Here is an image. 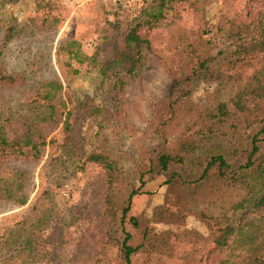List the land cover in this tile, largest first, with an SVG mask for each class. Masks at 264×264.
I'll use <instances>...</instances> for the list:
<instances>
[{
  "label": "rangeland",
  "instance_id": "obj_1",
  "mask_svg": "<svg viewBox=\"0 0 264 264\" xmlns=\"http://www.w3.org/2000/svg\"><path fill=\"white\" fill-rule=\"evenodd\" d=\"M143 1L136 0L133 11L123 6L125 0H81L72 7L62 0H24L17 11L0 7V71L17 79L14 85L0 86V119L7 118L16 128L30 115L38 118L47 111L45 104L40 100L35 107L29 98L37 99V85L56 81L72 123L65 139V108L57 106L53 121L38 126L48 142L41 157L1 162L0 264H121V228L129 233L131 245L140 241L143 228L167 232L165 244L156 250L132 253V264H216L223 258V251L210 240L209 221L202 218L221 212L230 200L228 191L215 179L213 168L201 185H195L194 194L200 199L196 203L186 201L183 182L195 181L215 154L225 159L231 171L243 164L253 128L228 119L225 134H194L198 120L181 108L170 138L191 135L195 148L181 162L153 175L143 171L154 159L161 138L146 131L147 119L160 97L175 95V79L166 69H173L167 57L178 45L177 36L196 31L202 39H212L203 53L213 55L227 46L224 21L255 17L264 12V0H207L194 6L181 1L163 8L162 17L147 25L139 23ZM12 22L15 38L5 47L3 29ZM113 23L120 29H113ZM127 27L148 39L154 56L144 68L116 75V68L105 66L121 46L119 32ZM204 78L194 82L187 101L211 106L233 94L232 82ZM260 149L264 151V144ZM97 151L118 168L117 189H106L103 167L87 160L89 153ZM140 173H144L143 185L131 197L119 225V208L125 205L127 190L138 188ZM108 200L115 216L108 212ZM129 217L135 219V226ZM249 218L264 219V206Z\"/></svg>",
  "mask_w": 264,
  "mask_h": 264
},
{
  "label": "trees",
  "instance_id": "obj_2",
  "mask_svg": "<svg viewBox=\"0 0 264 264\" xmlns=\"http://www.w3.org/2000/svg\"><path fill=\"white\" fill-rule=\"evenodd\" d=\"M181 1L194 6L207 0H144V5L140 7L138 13L141 17L139 23L144 25L156 23L162 17L163 8L169 9L174 3ZM12 2L14 0H0V7L5 9V4L9 5ZM112 27L116 31L120 29L115 23ZM223 29L227 46L217 50L213 55L203 53L204 45L211 44L212 39H202V35L196 31L177 36L178 45L173 55L167 57L173 69H166L170 77L175 79L176 92L174 97H160L147 119L146 131L158 135L161 141L155 147L154 159L148 163L143 172L159 174L165 171L170 163L181 162L187 153L194 150L196 143L191 135L173 140L170 138L169 130L173 128V120L176 119L175 116L181 108L185 115L198 120L199 128L194 134L204 132L225 134V124L228 119L231 121L234 119L244 127H252L249 151L243 164L231 171L220 154L212 155L202 166L200 175L195 181L183 182L182 192L187 197V202L200 201L194 194L197 188L195 185H201L207 179L209 169L213 168L215 179L224 185L230 200L222 205L221 212L214 217L207 215L203 217L202 212L198 215L203 217L202 220L207 219L210 222L206 223L210 240L223 251V258L216 264H264V237L261 234V240L259 239L258 230L264 219L249 218V215L255 214L264 206V151L260 149V145L264 144V12L247 21L225 20ZM13 30V22L5 24L2 45L11 38ZM121 31L119 32L121 46L116 49L105 68L106 70L116 68V75L118 73L127 75L144 68L154 53L148 39L137 34L134 27H127L124 32ZM68 44L76 43L69 41ZM1 51L0 48V57ZM100 70L105 71V69ZM202 77L210 82H232L233 94L226 101H219L211 106H197L191 99V102L187 101L192 94V85L196 80L201 81ZM16 80L15 75L0 71V86L14 85ZM111 80L113 84L117 83L112 76ZM118 84L122 85L121 81H118ZM34 92L37 99L29 98L31 103L36 107L37 102L42 100L47 111L38 115V118L30 115L23 123L16 124V128L10 125L7 118L0 119V164L8 162L9 159L25 160L41 157L48 142L44 139L45 133L40 131L38 126L41 125L39 123L53 121L57 106L65 108L62 115V130L65 139L68 138L72 125L71 111L68 106L66 107V101L61 96L60 83L46 81L37 85ZM3 120L8 122L5 123ZM230 124L234 126L233 123ZM86 158L103 167L106 189L111 191L118 188V168L106 154L97 151L89 153ZM144 173H140L137 177L138 188L130 187L127 190L125 205L119 208V225L123 223L131 197L143 185ZM106 204L109 214L115 216L111 211L109 200ZM129 220L133 226L136 225L133 217H129ZM121 232L123 236L118 249L121 264H132L130 261L132 253L154 251L167 240V232L153 233L143 228L140 241L131 245L128 244L129 233L123 228ZM251 244H255V247H251ZM257 247L261 250L258 251Z\"/></svg>",
  "mask_w": 264,
  "mask_h": 264
},
{
  "label": "crops",
  "instance_id": "obj_3",
  "mask_svg": "<svg viewBox=\"0 0 264 264\" xmlns=\"http://www.w3.org/2000/svg\"><path fill=\"white\" fill-rule=\"evenodd\" d=\"M23 1L24 0H14V2H12L11 4H9V5H6L5 4V9H6V6H10V8H13L14 10H16L17 8H19L20 6H23L22 4H23ZM32 1H35V0H32ZM38 2H39V0H37ZM52 0H43V2H51ZM84 3H86V2H88V1H91V0H82ZM20 2H22V4H20ZM62 2L65 4V5H67V6H69V7H72L73 6V4H75V2H76V0H71V1H68V0H62ZM37 4V3H36ZM3 8V7H2ZM17 11V10H16ZM15 13L16 12H12V14L13 15H15ZM16 24V23H15ZM15 26V25H14ZM15 38V35H14V32H13V34H12V36H11V38L5 43V47H7L8 46V44H9V42L11 41V40H13Z\"/></svg>",
  "mask_w": 264,
  "mask_h": 264
},
{
  "label": "built area",
  "instance_id": "obj_4",
  "mask_svg": "<svg viewBox=\"0 0 264 264\" xmlns=\"http://www.w3.org/2000/svg\"><path fill=\"white\" fill-rule=\"evenodd\" d=\"M68 1H71V0H68ZM77 2L78 1H81V0H76ZM135 3H136V0H125V2L123 3V6L124 7H127L128 10L130 11H133L135 9ZM263 260H264V254H263Z\"/></svg>",
  "mask_w": 264,
  "mask_h": 264
}]
</instances>
